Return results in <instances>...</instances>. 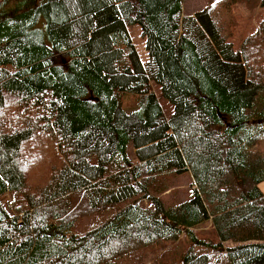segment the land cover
Here are the masks:
<instances>
[{"label": "trees", "instance_id": "trees-1", "mask_svg": "<svg viewBox=\"0 0 264 264\" xmlns=\"http://www.w3.org/2000/svg\"><path fill=\"white\" fill-rule=\"evenodd\" d=\"M12 1L0 0V264H129L183 237L182 264H264V17L237 49L239 0L191 15L185 0ZM187 172L188 200L153 195ZM205 223L210 238L194 231Z\"/></svg>", "mask_w": 264, "mask_h": 264}, {"label": "rangeland", "instance_id": "rangeland-1", "mask_svg": "<svg viewBox=\"0 0 264 264\" xmlns=\"http://www.w3.org/2000/svg\"><path fill=\"white\" fill-rule=\"evenodd\" d=\"M18 1V0H16ZM210 0H185L183 3V14L191 15L196 11L206 8L210 4ZM260 2V0H259ZM257 3L260 5V3ZM15 1L9 0L8 6H14ZM255 6L256 8L250 9L245 0H239V2L234 6L235 15L237 18V23L233 29L230 41L234 43L235 48H239L241 43L246 37L255 32L259 26L260 21L264 17V6ZM129 33L132 40L142 58V60L147 59L146 51V38L143 35L142 28L140 25H130L128 27ZM65 63L67 58L65 55H58V59L55 60ZM153 89L159 98L165 114L169 117L173 113V106L163 97L161 87L156 83H152ZM123 108L127 112H134L139 110L140 102L138 95L134 93L126 92L122 95ZM13 108V106H12ZM11 111V110H9ZM131 153L133 154L132 144ZM161 184V190L153 195H159L167 207L177 205L191 197V186L194 182L193 176L190 172L182 173L178 175L167 174L161 176L159 181ZM261 185V184H260ZM264 188V182L262 184ZM264 193V191H263ZM12 196L6 194L3 197V201L6 203ZM140 202L143 206H150L148 199H141ZM107 212H114L113 210H107ZM103 218V213L98 212L89 217H84L79 220L80 231H87L95 223H98L99 219ZM197 235L204 238H210L214 235L213 227L210 223H205L194 230ZM190 242L184 237L176 242H169L165 247H157L153 252H149L145 257L141 258V262H137V259L132 258L128 262L129 264H182L181 255L190 247ZM175 249L179 256L175 255ZM160 262V263H156Z\"/></svg>", "mask_w": 264, "mask_h": 264}, {"label": "crops", "instance_id": "crops-1", "mask_svg": "<svg viewBox=\"0 0 264 264\" xmlns=\"http://www.w3.org/2000/svg\"><path fill=\"white\" fill-rule=\"evenodd\" d=\"M263 182H264V181H263ZM263 182H261V183H260L261 185H259V187H260V189H261L262 192L264 191V188L262 187Z\"/></svg>", "mask_w": 264, "mask_h": 264}]
</instances>
